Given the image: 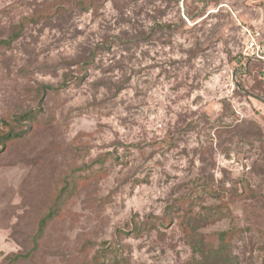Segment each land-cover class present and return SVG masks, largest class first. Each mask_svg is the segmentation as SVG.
Returning a JSON list of instances; mask_svg holds the SVG:
<instances>
[{"label": "rangeland", "instance_id": "1", "mask_svg": "<svg viewBox=\"0 0 264 264\" xmlns=\"http://www.w3.org/2000/svg\"><path fill=\"white\" fill-rule=\"evenodd\" d=\"M20 23L0 47V264H195L227 230L235 264H264L245 47L264 0H0V39Z\"/></svg>", "mask_w": 264, "mask_h": 264}, {"label": "trees", "instance_id": "2", "mask_svg": "<svg viewBox=\"0 0 264 264\" xmlns=\"http://www.w3.org/2000/svg\"><path fill=\"white\" fill-rule=\"evenodd\" d=\"M22 24H18V30L13 31L10 33L6 38L0 39V47L2 46H9L10 43L15 40L19 36V31L21 29ZM264 68L263 62H262V68H260L261 73ZM264 85V79L259 78ZM67 81L62 82V85H65ZM47 88L53 89L51 86H46ZM32 112H24L20 114L19 119L21 120H29L33 119L35 116ZM19 133L17 131H14L13 128H10L9 131L4 135V139H10L14 136H17ZM2 139V140H4ZM70 183H66L64 187L65 189L61 190L59 192V196H61L66 189H68ZM54 211L51 213L49 212L47 215L42 217L39 221V228L38 231L41 232L44 225L46 224L47 220H49L51 217H53ZM227 231H219L216 233L217 240L210 248L204 247V243L202 242V237H199L197 239L196 244H193V253L196 254L197 258L193 259L195 264H235L237 256L234 254L231 255V252L229 251V243L226 241V236L228 235Z\"/></svg>", "mask_w": 264, "mask_h": 264}, {"label": "built area", "instance_id": "3", "mask_svg": "<svg viewBox=\"0 0 264 264\" xmlns=\"http://www.w3.org/2000/svg\"><path fill=\"white\" fill-rule=\"evenodd\" d=\"M245 47L247 50V53L251 58H258L264 62V56H262V51L264 48V43L262 44V40L259 37L258 33L250 34L248 33V36L245 40ZM264 64V63H263ZM262 78L264 79V68L262 70Z\"/></svg>", "mask_w": 264, "mask_h": 264}, {"label": "water", "instance_id": "4", "mask_svg": "<svg viewBox=\"0 0 264 264\" xmlns=\"http://www.w3.org/2000/svg\"><path fill=\"white\" fill-rule=\"evenodd\" d=\"M237 86H239L238 82L236 81ZM240 87V86H239Z\"/></svg>", "mask_w": 264, "mask_h": 264}]
</instances>
